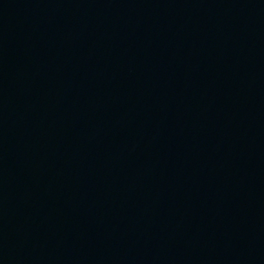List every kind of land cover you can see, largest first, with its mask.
I'll use <instances>...</instances> for the list:
<instances>
[{
	"label": "water",
	"instance_id": "obj_1",
	"mask_svg": "<svg viewBox=\"0 0 264 264\" xmlns=\"http://www.w3.org/2000/svg\"><path fill=\"white\" fill-rule=\"evenodd\" d=\"M0 264H264V0H0Z\"/></svg>",
	"mask_w": 264,
	"mask_h": 264
}]
</instances>
